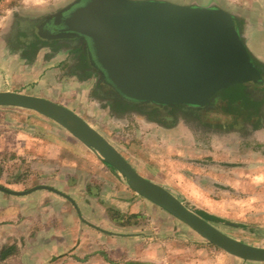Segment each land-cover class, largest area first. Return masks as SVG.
<instances>
[{"label":"rangeland","instance_id":"374dc122","mask_svg":"<svg viewBox=\"0 0 264 264\" xmlns=\"http://www.w3.org/2000/svg\"><path fill=\"white\" fill-rule=\"evenodd\" d=\"M80 1L0 0V91L39 96L67 107L112 144L138 174L168 189L227 236L264 248V102L255 113L246 114L247 98L242 86L235 85L223 90L231 93L228 102L175 117L163 110L155 114L149 106L121 103L98 71L80 60L75 38L50 41L39 32L41 24ZM165 1L214 6L231 13L250 55L264 68V60L252 52L264 48V0ZM34 22L39 44L29 46L24 31L31 30ZM251 85L256 98L264 95L260 91L264 84ZM19 130L28 142L51 136L63 146L72 137L34 111L0 106V186L27 192L57 165H36L35 161H45L39 149L9 150L8 140ZM73 153L74 165L69 166L76 170L80 184L90 180L85 192L91 201L75 207L80 226L75 245L39 264H264L242 261L210 244L136 194L107 164L116 189L109 182L102 188L94 181L103 176L96 166V160L102 161L78 146ZM82 160L90 163L85 169ZM86 168L92 177L86 176ZM12 180L18 181V189H13ZM47 190L67 206L73 205L64 193ZM11 257L0 264L36 263Z\"/></svg>","mask_w":264,"mask_h":264},{"label":"water","instance_id":"95a60500","mask_svg":"<svg viewBox=\"0 0 264 264\" xmlns=\"http://www.w3.org/2000/svg\"><path fill=\"white\" fill-rule=\"evenodd\" d=\"M59 31L85 39L102 80L130 101L202 107L232 86L264 84V68L252 59L236 19L218 7L165 0H85L62 18ZM0 106L50 119L122 175L136 194L207 242L242 261L264 263V248L227 236L168 189L138 174L112 144L67 107L15 91H0Z\"/></svg>","mask_w":264,"mask_h":264},{"label":"crops","instance_id":"0c3cea01","mask_svg":"<svg viewBox=\"0 0 264 264\" xmlns=\"http://www.w3.org/2000/svg\"><path fill=\"white\" fill-rule=\"evenodd\" d=\"M246 46L251 51L247 44ZM252 52L258 54V59L264 60V48L255 49ZM56 126L61 127L58 124ZM58 131L56 129L54 133L59 137ZM66 133L68 132L66 131ZM70 137H72V140H67L66 145L62 144L63 146H60L57 137L52 139L51 136L46 140L36 138L38 142H28L26 133L19 130L8 140L6 147L9 150L18 149V151H23L27 147L39 149L41 151L40 155L43 156L44 154L45 161H35L36 165L48 166L47 164L55 163L57 166L54 168L55 170L51 169L52 174H49L46 180L32 186L27 193L11 194L0 190V261L12 259L13 254L18 260H30L36 262L35 264H39V261L42 263L45 260H50L52 255L69 250L77 242L76 237L80 226L76 218L75 207L86 200L91 201L85 192L90 187V180H87L86 184H80L78 175L75 173L76 170L69 165H74L73 150L76 146L84 149L88 155L91 154L90 150L75 137L72 135ZM85 161H81L84 169L85 164H90ZM96 163L103 176L95 178L94 181L102 188L106 187L108 182L113 185L115 176L110 172L108 166L98 160H96ZM71 169L73 173L70 172ZM86 169V176L92 177L94 174L91 175L89 168ZM81 172L82 174L85 173ZM10 182L15 186L13 189H18L16 187L20 186L18 181L12 180ZM119 186L120 191H123L122 185ZM113 187L116 189L114 185ZM48 188L58 190L70 197L71 201L73 200V205L67 206L64 202H61L63 199L61 200L54 192L47 190ZM78 189H82V193H78ZM76 195H80L82 199L76 200ZM27 246H29V249ZM27 254H29V257L26 256Z\"/></svg>","mask_w":264,"mask_h":264},{"label":"flooded vegetation","instance_id":"af4514ba","mask_svg":"<svg viewBox=\"0 0 264 264\" xmlns=\"http://www.w3.org/2000/svg\"><path fill=\"white\" fill-rule=\"evenodd\" d=\"M84 2H85V0H81L79 4L71 7L67 12H63L59 15L52 16L48 21L44 22V24H41L42 26H41V29H39V32L43 36H45V38L47 40H50V41H53V40L61 41V40H64L63 38H65L67 36L69 37V35L66 34L67 32L59 31V29L62 27V18L64 16H66V14L70 10L74 9L77 6L82 5ZM36 27H37V23L34 22V24H32V26H31V30L29 28V29H27L28 31L26 29H25L26 31H24V33L26 34V36H25L26 41L25 42L29 46H34V45L39 44L38 39H37V32L35 31ZM72 38H75L73 40V42H75V44H79V45H77V47L79 48V50L81 52V55H80L81 59L80 60L83 61V64H85V66H87V67H91V68L97 70L96 67L92 64V59L90 58V53H89L85 39H83L82 37H72ZM261 85H263V84H261ZM261 85H259V87H261ZM253 86H258V85H253ZM109 88L112 92H114V90L110 86H109ZM242 89H243L242 91L244 93V97L247 98L246 102L249 105L248 110H246V109L244 110L245 113L246 114L255 113L256 112L255 108L257 109V108H259L258 105L261 106L263 104L264 95L260 96V98L259 97L256 98L255 97L256 95H254L255 89L252 87V85L250 83L242 85ZM260 89H261L260 91L264 94V87L260 88ZM226 91H223V90L220 91L210 103H208L202 107H193V106H185V105H172V106L166 105L165 106V105H156V104H151V103H142L140 106H149V108L153 112H155V114L158 113L160 110H163L168 115L175 117L176 113L186 112L189 110L190 111L203 110V109L212 107V105H214L216 103L219 104V103H223V102H225V103L228 102L229 101L228 95L231 93H227ZM224 93H227V94H224ZM119 100L121 101V103L128 105V106H131V107H132V104L129 102H135V101H130V100L121 98V97H119ZM251 106H252V108H251ZM152 120L155 121L154 118Z\"/></svg>","mask_w":264,"mask_h":264},{"label":"trees","instance_id":"16d2710c","mask_svg":"<svg viewBox=\"0 0 264 264\" xmlns=\"http://www.w3.org/2000/svg\"><path fill=\"white\" fill-rule=\"evenodd\" d=\"M75 37H80V36H75ZM253 59V58H252ZM254 60V59H253ZM255 61V60H254ZM262 75H263V77H264V73H262ZM244 85V84H243ZM237 86H242V85H237ZM129 103H131L132 104V107H135V108H137V107H139L141 104H142V102H129ZM172 106V105H171Z\"/></svg>","mask_w":264,"mask_h":264}]
</instances>
